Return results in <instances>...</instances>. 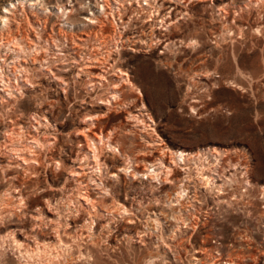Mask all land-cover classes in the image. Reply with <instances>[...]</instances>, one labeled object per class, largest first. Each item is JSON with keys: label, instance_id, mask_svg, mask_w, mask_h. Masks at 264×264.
<instances>
[{"label": "rangeland", "instance_id": "obj_1", "mask_svg": "<svg viewBox=\"0 0 264 264\" xmlns=\"http://www.w3.org/2000/svg\"><path fill=\"white\" fill-rule=\"evenodd\" d=\"M96 1L0 0V16L17 5L0 32V161L29 145V212L50 198L88 233L63 228L67 245L30 258L10 231L36 220L5 212L0 264H264V0H109L103 29L85 21ZM93 130L99 164L82 150Z\"/></svg>", "mask_w": 264, "mask_h": 264}, {"label": "bare ground", "instance_id": "obj_2", "mask_svg": "<svg viewBox=\"0 0 264 264\" xmlns=\"http://www.w3.org/2000/svg\"><path fill=\"white\" fill-rule=\"evenodd\" d=\"M40 1V0H39ZM124 0H118L117 4L123 5L124 2H122ZM173 1V0H172ZM179 1V0H178ZM23 2V1H22ZM97 2V6H98V11H100V14H102V17H99L96 13L91 12L92 16H87L85 18V21L88 22L89 24H92V26L97 25V27H99L100 29H103L102 27L106 26V22L109 23L111 22L116 24V15L115 12L113 11V9L110 6V1L109 0H101V2H99L98 0ZM184 2V0H183ZM24 3V2H23ZM35 3V2H33ZM33 3H30L31 5H34ZM130 3V2H129ZM21 4V3H20ZM148 4V3H147ZM131 5V4H130ZM17 10V5L15 3L12 2L11 7L6 8L4 10L5 13H8V15L14 14V12ZM120 10V9H119ZM72 12V10H68L67 8L63 7V6H59L58 8V13L60 14V18L63 19V21H65V23H69L68 19H69V13ZM181 12V11H180ZM34 14V13H33ZM71 14V13H70ZM7 14H4L2 16H0V32L1 30H3L5 28V26H8V22L7 20H10V17ZM16 15V13H15ZM14 15V17H15ZM35 16V15H34ZM13 17V18H14ZM17 19V18H15ZM27 19V18H26ZM152 19V18H151ZM40 20V19H39ZM122 20V19H121ZM13 21V20H12ZM38 21V20H36ZM109 21V22H108ZM26 22V21H25ZM27 22L29 23V21L27 20ZM32 22V21H31ZM48 22V17L46 18V20H44V25L43 28L46 30V24ZM50 22V21H49ZM18 24V23H17ZM30 24V23H29ZM125 24V23H124ZM20 25V24H19ZM21 26V25H20ZM31 26V25H30ZM48 27V26H47ZM53 27V26H52ZM116 27V26H115ZM42 28V29H43ZM125 29V28H124ZM5 30V29H4ZM102 31V30H101ZM30 32V29H29ZM27 32V33H29ZM46 32V31H45ZM12 32H10V35ZM102 33V32H101ZM4 35V33H2ZM1 34V35H2ZM20 34V33H19ZM39 34V33H38ZM42 34V33H41ZM16 35V34H15ZM48 35V34H46ZM117 35V34H116ZM43 36V34H42ZM51 36V35H49ZM109 37V36H108ZM4 38V37H3ZM28 38V37H27ZM47 38V37H46ZM51 38V37H50ZM115 38V37H114ZM45 39V38H44ZM53 39V38H52ZM3 43H7L11 42V44L14 41V44L12 45L15 49L17 50H21L18 52H22L24 51L25 46L23 44H21L18 40L15 41V37L14 38H10V37H5L4 39H2ZM30 40V39H29ZM32 40V39H31ZM48 40V39H47ZM55 40V39H54ZM42 41V40H41ZM49 41V40H48ZM43 42V41H42ZM41 43V42H40ZM8 44V43H7ZM31 44V43H30ZM8 46V45H6ZM38 46V45H36ZM35 46V47H36ZM79 46V45H78ZM3 47V46H2ZM26 47L30 48L29 43L26 45ZM41 47V46H40ZM13 48V49H14ZM37 48V47H36ZM32 49V47L30 48V50ZM27 50V49H26ZM32 51V50H31ZM9 52V51H8ZM13 52V51H12ZM29 52V51H28ZM34 52V50H33ZM32 52V53H33ZM36 52V50H35ZM27 53V52H26ZM31 53V52H30ZM40 53V52H39ZM24 55V54H23ZM22 55V56H23ZM25 56V55H24ZM38 56V55H36ZM34 57V56H33ZM39 57V56H38ZM42 57V56H41ZM40 57V59H42ZM47 57V56H46ZM17 58V57H16ZM33 59V58H32ZM37 58L34 57V60H36ZM47 60V59H46ZM36 62V61H35ZM38 62V61H37ZM41 62V61H40ZM43 63V62H42ZM50 66V65H49ZM23 69V68H22ZM29 69V68H28ZM27 70V69H26ZM26 72V71H25ZM31 73V72H30ZM18 75V74H17ZM102 76L104 77V75L98 73L97 76ZM2 76V75H1ZM32 76V75H31ZM29 75L26 74V77L24 78V81L30 85L31 79L29 77H31ZM99 76V77H100ZM24 77V76H23ZM17 78V77H16ZM19 80V79H18ZM23 81V80H22ZM126 81V80H125ZM17 82V81H16ZM5 83V82H4ZM18 85V84H17ZM32 85V84H31ZM10 86V85H7ZM11 89V88H10ZM14 91V90H13ZM12 92H10L11 94ZM12 95V94H11ZM116 96V95H115ZM113 97V96H112ZM116 98V97H115ZM114 98V99H115ZM117 99V98H116ZM118 101V100H117ZM109 103V102H108ZM118 103V102H117ZM17 122H14V124H16ZM18 125V124H17ZM13 126V125H11ZM10 127V126H9ZM11 128V127H10ZM18 128V127H17ZM93 128V127H92ZM93 133H91L90 135H88L86 137L85 135V141H86V145L83 146V153L87 155H89L91 152L94 153V160L90 161L92 163H98V154H100L98 152V148L95 146V142H93V136H96L97 132L96 130L92 131ZM112 133V132H111ZM18 134V133H17ZM19 135V134H18ZM102 137V136H101ZM21 138V137H20ZM25 138V136H24ZM29 140V139H28ZM27 140V141H28ZM22 141V140H21ZM13 142V141H12ZM37 142L39 143V141L37 140ZM93 143V144H92ZM12 144V143H11ZM16 143H14L15 145ZM45 144V143H44ZM26 145V144H25ZM12 146V145H11ZM29 145L20 148H13V154L15 156V158L9 159L8 161H0V179L4 180H8L9 184L7 189L4 191L3 194H0V202L1 204H5V203H9L10 201L14 200L17 202L18 206L20 207L19 209H17V207H14L12 205V208L7 209L5 208L3 212H0V215L2 214L3 216H5V212H8V215H23L26 216L25 218L29 219H33L36 220L34 221V223L29 227V226H25V225H20V226H16L13 230H11V235L13 237V241L17 243V247H19L20 252H22L23 254L26 253L27 256L31 257H40L44 254H48V252L50 253H54V252H58L57 249L60 246L63 245H67L68 240L69 239H64L62 237V229L64 228L63 232L65 233L64 235L67 234H71L72 232L75 233V235L80 237H86L88 235V233H86V230L84 231V225L86 223L82 224V227L80 228L79 226H77V219L76 217L74 218H70L71 222H67L66 224H63L62 222V215L59 212L54 211V207L51 199H43L40 201V203L37 204L36 210H31L29 212V178L27 176V172L30 169V163L35 161L31 158H29ZM10 151V152H11ZM215 152V151H214ZM177 154V153H176ZM12 155V154H11ZM198 156H201L200 153H185V152H180V157H182L184 160H192ZM12 156H10L11 158ZM177 157V156H176ZM38 158V157H37ZM14 159V160H13ZM220 159V158H219ZM204 162V161H203ZM219 162V161H218ZM173 163V162H172ZM41 164V163H40ZM99 164V163H98ZM189 164V163H188ZM200 165V164H199ZM99 166V165H98ZM168 168V167H167ZM169 169V168H168ZM171 169V168H170ZM188 169V168H187ZM36 170V169H35ZM199 170V169H198ZM202 170V168H201ZM148 171V170H147ZM155 171V170H154ZM203 171V170H202ZM38 173V172H37ZM148 172H144V174L146 175ZM203 175V179H209L211 176L209 175H205L206 172H202ZM23 174V176H22ZM72 174H74L75 176L78 175L77 178V183H82L83 182V178L81 177L82 174L75 171V169H72ZM73 176V175H72ZM151 178V177H150ZM210 180V179H209ZM210 184V183H209ZM81 185V184H79ZM84 185V184H83ZM86 186L83 187L84 189V193H81L82 198L84 199L85 203H84V207H85V212L86 214L89 215L90 218H97L100 214L98 212V205H100L99 200L92 194L90 188L87 186V184H85ZM80 190V189H79ZM47 191V190H46ZM179 193V192H178ZM36 194V193H35ZM221 194V193H220ZM224 194V193H223ZM179 196V195H178ZM10 200V201H9ZM116 200V199H115ZM103 202V201H102ZM101 202V203H102ZM116 202V201H115ZM86 204V205H85ZM113 205V204H112ZM1 206V205H0ZM38 208V209H37ZM59 210V208H57ZM79 208L77 210L78 215H79ZM92 211L93 214H92ZM113 210V209H112ZM112 210L107 209L106 213L107 215H111V213L113 212ZM60 211V210H59ZM118 212V211H117ZM37 213V214H36ZM43 216V214L45 215V219H41L39 218V215ZM81 214V213H80ZM85 214V213H84ZM41 216V217H42ZM71 216V215H68ZM77 216V215H76ZM101 216V215H100ZM99 216V218H100ZM15 217V216H14ZM21 217V216H20ZM108 217V216H107ZM4 218V217H3ZM22 218V217H21ZM20 218V219H21ZM85 218V217H83ZM2 219V218H1ZM47 219V220H46ZM89 219V218H86ZM26 220V219H25ZM90 220V219H89ZM98 220V219H97ZM29 221V220H28ZM87 221V220H86ZM92 222V220H91ZM90 222V223H91ZM23 224V223H22ZM49 225V226H48ZM88 226V225H87ZM44 228H48L50 230L49 233H45ZM67 229H73L70 231ZM86 229V228H85ZM88 231L91 229L87 228ZM86 234V235H85ZM63 235V236H64ZM70 236V235H69ZM72 237V236H71ZM33 238V239H32ZM69 238V237H68ZM72 239V238H70ZM75 239V238H74ZM73 239V240H74ZM77 239V238H76ZM81 239V238H80ZM84 239V238H83ZM4 240V239H3ZM33 240V241H32ZM34 244H31V242H34ZM89 240V239H88ZM91 244H93V240ZM89 243V242H88ZM82 244V243H81ZM96 244V243H95ZM90 245V244H89ZM91 246V245H90ZM96 246V245H94ZM5 247V245H4ZM82 247V246H81ZM70 248V247H69ZM86 248V247H85ZM16 249V248H15ZM76 249V248H75ZM97 249V248H96ZM62 251V250H61ZM19 252V253H20ZM63 252V251H62ZM91 252V251H90ZM89 252V253H90ZM94 256V252L92 253ZM22 255V254H21ZM25 255V254H24ZM45 255V256H46ZM80 255V254H79ZM26 256V255H25ZM73 256V255H72ZM68 258V257H67ZM28 259V258H27ZM26 259V260H27ZM38 259V260H39ZM93 259V258H92ZM91 259V260H92ZM37 260V261H38ZM35 261V260H34ZM43 261V260H42ZM28 262V261H27ZM41 262V261H40ZM46 262V261H45ZM54 263V262H53ZM73 263V262H72Z\"/></svg>", "mask_w": 264, "mask_h": 264}]
</instances>
